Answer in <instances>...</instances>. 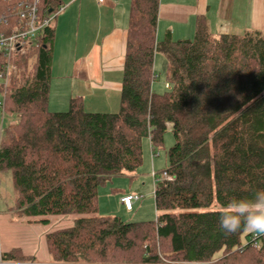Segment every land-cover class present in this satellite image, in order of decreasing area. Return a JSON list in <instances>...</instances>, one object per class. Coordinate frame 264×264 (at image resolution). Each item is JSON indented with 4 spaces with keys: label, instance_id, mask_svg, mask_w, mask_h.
I'll use <instances>...</instances> for the list:
<instances>
[{
    "label": "trees",
    "instance_id": "trees-1",
    "mask_svg": "<svg viewBox=\"0 0 264 264\" xmlns=\"http://www.w3.org/2000/svg\"><path fill=\"white\" fill-rule=\"evenodd\" d=\"M22 2L30 1L0 0V33L19 23ZM37 7L43 20L64 5L39 0ZM160 7L161 0H131L116 113L87 112L81 97L66 112L49 110L55 27L13 58L2 113L19 119L0 134V175H10L17 193L8 212L44 225L76 216L72 227L46 235L50 264H264V234L256 248L255 233L226 236L216 215L233 197L264 189V33L213 37L199 16L193 40L168 31L159 41ZM157 54L167 62L164 94L153 90ZM168 130L175 143L167 168L154 175L156 220L98 216L99 188L134 175L144 139L154 157ZM0 262L39 263L20 248Z\"/></svg>",
    "mask_w": 264,
    "mask_h": 264
},
{
    "label": "rangeland",
    "instance_id": "rangeland-1",
    "mask_svg": "<svg viewBox=\"0 0 264 264\" xmlns=\"http://www.w3.org/2000/svg\"><path fill=\"white\" fill-rule=\"evenodd\" d=\"M64 10L60 11L58 17L52 22V27H56L66 22L63 26V35L58 39L53 59L52 83L49 96V109L54 112H66L69 109V98L73 96L74 91L88 92L89 85L85 87L84 81L76 80L72 74V67L69 57L63 50L66 46L63 39L67 43L74 44L79 41L80 47L86 46L91 37L97 36L98 31L113 30L117 33H128L129 14L131 0H115L116 8L109 10L95 5L94 0H61ZM167 3L161 0V4ZM75 2V3H74ZM81 2H87L82 14L79 13ZM161 32L166 26L165 21L161 20ZM178 24L174 23V26ZM184 39L193 40L195 37V28L191 25V30L183 34ZM63 37V38H62ZM165 36L160 37V41ZM181 38V37H178ZM174 37V40H178ZM83 52L79 49L78 55ZM166 69L167 62L161 54H157L155 58L156 80L153 83V90L158 94H164L166 90ZM115 85L121 84L123 71L114 66L112 73ZM79 83V84H78ZM94 94L86 97V110L91 113H112V108L105 96L106 90L94 87ZM1 96V94H0ZM2 96L0 97V100ZM7 110V108H6ZM18 116H10L9 113L3 115L0 110V134L3 133L7 126L14 125L18 121ZM175 140L173 133L168 130L164 135L163 145L154 152L149 139L143 141V165L139 170L130 176H119L113 178L105 186L99 188V213L102 217H118L124 222H152L156 220L157 211L155 207L154 189L155 174L157 177L168 166L167 152L174 145ZM124 195H140L141 200L134 203L133 209L128 211L121 204V197ZM17 198L16 189L10 175H0V216L8 217V209L11 208ZM2 214V215H1ZM0 217V218H1ZM76 216H52L49 217V224L25 223L18 225H9L2 228L1 241L2 249L4 243L8 246L20 244L30 246L31 249L36 247L38 261L45 262L47 257L45 235L48 232L60 228H69L74 224ZM31 219V218H29ZM17 221V220H16ZM15 221V222H16ZM244 238L243 243L246 244ZM159 248L162 249L163 244L159 242ZM1 247V246H0ZM40 248V249H39ZM171 264H184L170 262ZM0 264H3L0 262ZM13 264V263H5ZM42 264V263H38ZM50 264V263H43Z\"/></svg>",
    "mask_w": 264,
    "mask_h": 264
},
{
    "label": "crops",
    "instance_id": "crops-1",
    "mask_svg": "<svg viewBox=\"0 0 264 264\" xmlns=\"http://www.w3.org/2000/svg\"><path fill=\"white\" fill-rule=\"evenodd\" d=\"M77 1L80 0H76L75 2ZM94 1L97 7H106L108 10L110 8H116L117 5L115 0H106L104 4H98L97 0ZM166 2L163 4L162 1L160 7V19L157 29V39L159 41L160 37L165 36L168 31L171 32L173 39L174 37H181L178 40H186L183 34L191 30V25L195 28L196 19L199 16L207 19L213 37L223 34L243 35L249 31H260L264 33V0H166ZM86 3L81 2L79 6L80 15ZM161 20H164L166 24L163 32H161ZM174 23L178 24V26L172 27L171 25L174 26ZM65 24L66 22L55 27L56 39L54 54L57 41L63 35L62 30ZM63 44L66 46L63 52L67 54L70 61L72 60L71 64L73 63L71 67L74 78L84 81L85 87L90 86L87 94L79 90L74 91L73 96L67 101L70 102V99L74 97H81L86 110V97L94 94V87H99L102 90H106L105 96L112 108V113L118 112L120 108L122 80L121 84L118 83L115 85L112 73L114 66H118L122 71L124 69L127 32L119 34L113 30H105V33L102 34L101 30L100 32L98 31L95 38L93 36L91 37V40L88 41L86 46L82 45L80 47L78 40L74 44H71L63 39ZM79 49L83 52L81 55H78ZM30 220L32 219L26 218L16 221V218L11 213H9L8 217L0 218V257L2 253L20 248L25 255L34 256L38 261L36 247L31 249L27 244L24 246L20 244L8 246V243H4V247L7 246L8 248L2 249V228L11 224L18 225L20 223L23 225L29 223L28 221ZM47 262L50 263L48 251L46 261L39 263L43 264Z\"/></svg>",
    "mask_w": 264,
    "mask_h": 264
},
{
    "label": "built area",
    "instance_id": "built-area-1",
    "mask_svg": "<svg viewBox=\"0 0 264 264\" xmlns=\"http://www.w3.org/2000/svg\"><path fill=\"white\" fill-rule=\"evenodd\" d=\"M38 1L34 0L33 3L22 2L19 4L17 9V15L20 18L19 23L8 33H0V52L5 57V64L0 69V94L2 96L0 110L4 108V99L17 67L13 62L14 56L16 54L25 55L29 48L36 46L43 29L52 27V22L58 17L59 12L64 10L62 7L55 13L51 12L47 18L42 20L38 15ZM105 1L97 0L98 4H104ZM163 177L167 178V175L164 174ZM141 198L140 195H124L120 201L128 211H131L134 203L140 201ZM258 237L259 234H254L252 238L255 241L253 245L256 248L260 247L257 241Z\"/></svg>",
    "mask_w": 264,
    "mask_h": 264
},
{
    "label": "clouds",
    "instance_id": "clouds-1",
    "mask_svg": "<svg viewBox=\"0 0 264 264\" xmlns=\"http://www.w3.org/2000/svg\"><path fill=\"white\" fill-rule=\"evenodd\" d=\"M216 215L219 229L226 236L241 230L264 234V189H256L247 197H233Z\"/></svg>",
    "mask_w": 264,
    "mask_h": 264
},
{
    "label": "bare ground",
    "instance_id": "bare-ground-1",
    "mask_svg": "<svg viewBox=\"0 0 264 264\" xmlns=\"http://www.w3.org/2000/svg\"><path fill=\"white\" fill-rule=\"evenodd\" d=\"M28 1L31 2V0H28ZM30 2H28V3H30ZM31 3H32V2H31ZM14 10H15V12H16V9H14ZM15 12H14V13H15ZM1 21H2V20H1ZM1 21H0V22H1ZM2 23H3V21H2ZM15 71H16V70H15ZM0 97H1V96H0ZM4 103H5V100H4ZM3 109H4V108H3Z\"/></svg>",
    "mask_w": 264,
    "mask_h": 264
}]
</instances>
